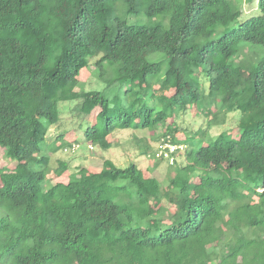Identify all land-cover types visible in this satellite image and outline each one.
Here are the masks:
<instances>
[{"label":"trees","instance_id":"trees-1","mask_svg":"<svg viewBox=\"0 0 264 264\" xmlns=\"http://www.w3.org/2000/svg\"><path fill=\"white\" fill-rule=\"evenodd\" d=\"M257 9L240 18L230 0H0V148L14 162L0 165V264H264V58L249 56L264 48V0ZM88 66L100 87L80 88ZM66 101L88 150L138 128L185 151L145 167H52L50 153L80 148L63 131L48 136ZM193 105L209 118L181 138ZM230 113L236 134L211 136ZM163 159L166 185L154 174Z\"/></svg>","mask_w":264,"mask_h":264},{"label":"rangeland","instance_id":"rangeland-1","mask_svg":"<svg viewBox=\"0 0 264 264\" xmlns=\"http://www.w3.org/2000/svg\"><path fill=\"white\" fill-rule=\"evenodd\" d=\"M230 2L240 10V18H246L250 15H255L258 13L257 0H230ZM216 32L215 37L222 34L224 28L220 26ZM244 52L250 47L245 44ZM252 48L256 50V54H249L255 62L264 58V48L261 45H252ZM243 54V53H242ZM242 54H238V59L242 57ZM89 67V66H88ZM93 66L88 69L84 68L79 72L78 78L80 83V88L84 89H94L100 87L102 84L97 80L95 74L92 71ZM170 93V92H168ZM75 102H62L59 104L60 110V122L56 126H52L49 130V135L52 136L54 132L63 131L67 133L68 139L78 140L80 143V148L75 152H65L60 148L55 153H50V166H56V159L61 158L69 162L70 169L73 171L80 166H85L90 170H99L101 168V162L103 159L108 158L115 163L118 167H123L129 163V161H134L141 167H145L149 163V158L154 155L157 149V138L155 135L151 134L147 129H115L111 135V147L102 148L94 144L93 150H88L86 147L87 143H84L82 139V130L85 123L81 122L82 116L74 110ZM197 105H193L188 108L185 113H182L178 119L179 126L182 127L181 132L178 136L185 137L186 134L195 131L203 121V119L209 118V115L204 113ZM97 110H95L96 112ZM236 113H230L227 116L226 124L220 127H211L209 133L211 136L217 135L221 130H228L233 127V135L236 134L235 124H236ZM48 138V137H47ZM49 139V138H48ZM146 147L148 154L140 155L139 151L142 147ZM47 150L46 147L44 148ZM43 151V152H45ZM47 152V151H46ZM13 166L14 162L8 159L3 153V149L0 148V165ZM172 166L167 165V160L163 159L156 170L154 171L155 176L161 182L162 185H166L168 177L173 174V170L169 171Z\"/></svg>","mask_w":264,"mask_h":264},{"label":"built area","instance_id":"built-area-1","mask_svg":"<svg viewBox=\"0 0 264 264\" xmlns=\"http://www.w3.org/2000/svg\"><path fill=\"white\" fill-rule=\"evenodd\" d=\"M89 148H91V145H88ZM185 143H172L170 142L169 138L164 137L160 138L157 142V149L155 151V154L153 157H166L168 158L169 163H173L174 161V155L178 153H183L185 151ZM78 148V145L76 142L71 143L70 146L64 147L63 151L65 152H75Z\"/></svg>","mask_w":264,"mask_h":264},{"label":"clouds","instance_id":"clouds-1","mask_svg":"<svg viewBox=\"0 0 264 264\" xmlns=\"http://www.w3.org/2000/svg\"><path fill=\"white\" fill-rule=\"evenodd\" d=\"M155 153V152H154ZM153 156V155H152Z\"/></svg>","mask_w":264,"mask_h":264}]
</instances>
